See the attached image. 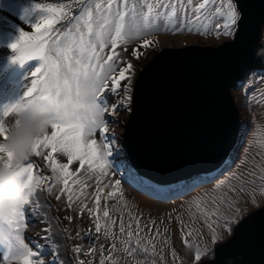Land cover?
I'll list each match as a JSON object with an SVG mask.
<instances>
[{
    "label": "snow or ice",
    "instance_id": "snow-or-ice-1",
    "mask_svg": "<svg viewBox=\"0 0 264 264\" xmlns=\"http://www.w3.org/2000/svg\"><path fill=\"white\" fill-rule=\"evenodd\" d=\"M73 6L78 9L75 14H72ZM34 7L43 14L42 18L32 25L33 32L21 31L19 39L10 48L16 53L12 63L23 66L29 61L39 60L41 65L31 73V85L22 99L0 111V140L7 139L13 123H6L5 118L14 116L26 105L38 104L40 107L52 108L57 115L50 129L37 138L33 155L25 165L29 183L34 188L30 203L8 216L0 217V248L3 249L0 264H46V255L49 253L53 257L51 264H64L59 252L61 245L51 237L47 211H40L42 207L50 208V205H41L40 198L43 195L47 201L48 197L54 196L59 200L65 190L71 191L68 178L79 175L75 168L70 167L74 162H78L82 173H93L99 169L101 175L109 176L116 171L112 167V158L114 154L121 155L122 150L117 147V137L112 132L113 127L120 124L119 117L133 112L136 104L133 90L138 86V66L134 60L140 61L142 57L155 54L160 45L157 37L162 34L200 37L215 34L217 40L223 36L232 41L221 50L236 48L244 41L250 5L243 0H68L66 4H36ZM260 9L264 12V3ZM61 21L65 23L61 24ZM57 25H60L59 31ZM259 146L264 148V143ZM57 153L65 156L67 162L59 163L55 158ZM36 157L41 158L40 162L35 160ZM6 158L10 161L11 153H6L0 147V162H5ZM44 161L48 162L51 169V178L35 171L44 166ZM234 163L225 162L214 176L197 175L179 182L175 188L179 195L185 196L198 188L204 189L188 203L189 207L196 204L206 223L211 221L208 227L212 231L213 245L223 239V233L216 232L213 224L236 236L241 226L254 218L248 216V210L241 207L230 193L248 192L251 204L257 208L260 207L255 198L257 189L264 195V168H260V183L257 184L255 180L244 181L234 172L225 176L226 171L231 172ZM121 165L127 173L130 186L137 187V190L142 188L150 196L160 192L159 185L140 176L126 161H121ZM50 179L54 182H49ZM234 179L239 183H231ZM74 183L81 181L77 178ZM112 183L107 198H115L118 193L123 198L121 181ZM246 183L252 187L246 188ZM61 184L63 187L54 191ZM104 187H110L109 183L96 189V212L89 210L91 215L96 216L97 238L102 231L99 211ZM67 199L68 207L71 208L72 195L69 194ZM202 203L213 207L201 208ZM29 207L35 214L44 217L42 222L46 235L42 239L46 245L29 243L23 235L28 226L26 211ZM83 208H87L86 203ZM221 209L224 210L223 215ZM168 215L169 220H160L159 224L149 217L152 227L147 223L141 226L142 217H134L135 229L129 223L126 233L121 220L119 231L125 236L121 241L125 245V255L136 261L144 253V264L148 260H151V264H157V256L162 261L163 245L168 243L171 236L168 225L172 214ZM257 215L264 216V211ZM103 217L111 220L110 211L105 209ZM52 219L60 224L59 217ZM112 223L115 224V221ZM62 231L66 232L64 229ZM181 231L185 236L191 235L190 231L184 233L182 222ZM103 236L105 239H116L115 233L107 225L103 226ZM161 237L163 245L158 252L155 241ZM65 238L70 239L67 236ZM184 243L188 245L187 239H184ZM112 248H116L115 243ZM72 251L78 254L81 248L77 246ZM202 255L205 257L203 264H214L206 259L211 255L206 247L203 250L197 248L195 260L201 261ZM172 256L177 257L174 249ZM79 264L85 262L80 260ZM101 264L105 262L102 260Z\"/></svg>",
    "mask_w": 264,
    "mask_h": 264
},
{
    "label": "water",
    "instance_id": "water-1",
    "mask_svg": "<svg viewBox=\"0 0 264 264\" xmlns=\"http://www.w3.org/2000/svg\"><path fill=\"white\" fill-rule=\"evenodd\" d=\"M250 5L244 41L236 48L187 46L164 49L149 61L134 89L136 104L123 143L136 170L169 186L210 173L232 155L241 113L232 90L254 69L264 27V0ZM215 249L214 264H264V216L257 213ZM203 264V262L201 263Z\"/></svg>",
    "mask_w": 264,
    "mask_h": 264
},
{
    "label": "rangeland",
    "instance_id": "rangeland-1",
    "mask_svg": "<svg viewBox=\"0 0 264 264\" xmlns=\"http://www.w3.org/2000/svg\"><path fill=\"white\" fill-rule=\"evenodd\" d=\"M44 3H46L44 5H47V4H59V3H64V2H44ZM72 9H75V7L73 6ZM22 12H23V14L21 15L22 16L21 20L23 22H26L25 10ZM38 14L39 13H37L35 21L37 18H39ZM62 22L63 21H61L60 23L62 24ZM56 27H57V30L60 29V25H57ZM9 36H10L11 40H13L14 43L18 40L17 39L18 37L16 35H14L13 32H9ZM212 37H214V40H213L214 43L213 44H207V45H213V46L219 45L221 43V40L223 39V36H221L219 38V40H217L215 38V34H213ZM13 58L10 59V66H9V68L11 69L10 72L16 76L22 75L23 73H26L27 72L26 65L21 66L19 64L17 65V63H12ZM40 65H41V61H39L38 67H40ZM257 74L258 73L253 74L252 85H250L248 87L250 92H252V93L255 92L254 96H252L251 101H250V111H251L252 116H253L254 128L251 130L250 136H249L247 143H246V146L244 148V152H242L243 154L240 156V158L238 160L239 163H238L237 167H235V169H233L231 172H229L225 176H229V175H231L232 172H234V173H236V175L238 177H242L244 181L255 180L256 183L259 184L260 181H259L258 177L260 175V168H264V148H261L259 146L260 143H264V77H259ZM3 90H5V86L3 88L0 87V110H3L4 107L6 106L4 104L5 100H10L12 98V97H7V95H4ZM246 94H247V92L245 93V95ZM239 95H240V93L238 90V91H236V95H235L236 101L239 103L241 108H244L242 105V98ZM58 157H63V155L60 153H57L55 158H58ZM39 159H41V158L39 157ZM43 164H44L43 167L45 169L49 168L48 162L44 161ZM35 171L38 173L37 170H35ZM46 171L48 172V174H50V172L48 170H46ZM88 177L90 180H93L96 177L95 172L88 173ZM107 177L110 179L116 178V172H112L111 175H109ZM73 180H75V179H73ZM95 180H96L97 186L100 185V181H101L100 178L96 177ZM98 181H99V183H98ZM231 183L235 184V183H239V181L234 179L231 181ZM72 184H76V183H74V181H73ZM58 186L59 185H57V187H56V189H54V191L59 190ZM245 187L250 189L252 187V185L246 183ZM203 191H204V189H198L195 192H193L191 195H188V196L176 201L173 204L161 206V207H154V210H152V203L149 200H147L141 196H135V201L134 202L130 201V203L133 202V204L132 205L127 204L128 209H129L128 216H129V218L133 217V218H131V222L134 220L135 223H136V220L134 219V217H140L141 216L144 218V220L146 222H148L147 224L149 225V227H152V225L149 222V217H151L152 220H156L157 222H159L161 218H162V220L163 219L169 220L168 214L171 213L172 214L171 223H170L172 226L171 236H170L168 243L166 245L162 244L163 245V252L168 251L170 258L172 260H175L176 258H178V253H177V257L174 258L172 256L173 246H176L181 251H186V248L189 247V249H187V252L184 253L181 257H179L177 259V261L174 262V264H181V262L197 263L198 261L195 260V253H196L197 248H200L201 250H203L205 247L208 250L211 248L212 231L208 227V223H211V221L209 220L208 223H206L205 220L203 219V217H201L199 211L197 210L196 204L193 203L191 205V207H189L188 202L192 200V197H194L198 194H201ZM230 195H232L234 199L238 200L239 205L241 207L244 206L246 209H249L250 207L257 208L251 204V202H250L251 198H250V194L248 192H233V193H230ZM255 198H256L257 203L259 205L264 204V195L260 194L259 189H257V191L255 193ZM64 199H66V196L63 194L60 196V199L59 200L56 199V201L60 205V211L62 208L63 213L67 214V212H65ZM212 207L213 206L211 204H208V203H202L201 204V208L210 209ZM57 209H58V207H57ZM154 212H155V214H153ZM71 214L73 215V211H71ZM221 214L222 215L224 214L223 209H221ZM177 217H179V220L177 219ZM65 221H66V223L69 224L68 219H65ZM129 222H130V220H129ZM181 222L183 223V226H184V233H187L188 231H190L191 232L190 236H185L182 234ZM128 225H129V223L125 224V229H126L125 233L129 230ZM93 227L94 228L92 229V231H86L83 234L84 237H82V238H80V234H78V232L76 230H73V236L78 238L79 245H81V243H83L82 239L85 240V244L87 245L89 239L97 237V233L95 231V224ZM212 227L215 229L216 232L223 233V239L229 235V233L222 227H219L215 224H213ZM119 228L120 227L118 226V230H119ZM78 229H80L79 225H78ZM133 229H135V226H133ZM102 232H103V226H102ZM117 235H120V237L124 236L121 233L117 234ZM184 239H187V241H188L187 246L184 243ZM34 241L35 240H31V238H29V243L33 244ZM162 241H163V237H162ZM196 245H198V246H196ZM71 246H73V245L71 244ZM191 247H193V248H191ZM87 255H88L87 253H84V259L87 257ZM163 255H164V253H163ZM99 256H101V255H99ZM51 257L49 254L46 255V264H51V261L53 259V257L52 258ZM140 261L143 262V260H140ZM162 261H163V264H170L169 262L166 261L165 255H164V259ZM86 263H88V260L86 261ZM109 264H112V262H109ZM115 264H126V262L116 260Z\"/></svg>",
    "mask_w": 264,
    "mask_h": 264
},
{
    "label": "bare ground",
    "instance_id": "bare-ground-1",
    "mask_svg": "<svg viewBox=\"0 0 264 264\" xmlns=\"http://www.w3.org/2000/svg\"><path fill=\"white\" fill-rule=\"evenodd\" d=\"M36 2L37 0H21L20 2ZM30 5L35 8L34 6L36 4L30 3ZM38 12H40L38 10ZM23 14L22 8L20 4L16 0H0V83L3 80H6V88L3 90V94L7 95V97L12 95V98L10 99L9 106L16 104L19 102L22 97L24 96V93L27 91V89L31 85V73L35 71V69L39 66V60H32L27 63L26 65V73H23L22 75H14L12 73L7 74V69L10 66V59L15 57L16 53L13 52L10 48V45L13 44V40H11L9 36V32H15L17 35L20 36L19 27L16 24V21H20L21 15ZM42 13L40 12L39 18H42ZM18 18V19H17ZM37 22H33L32 25H35ZM157 40L160 41L159 50L166 47H181L189 44H213V38L212 37H200V36H194V35H179V36H172V35H160L157 37ZM158 50V51H159ZM147 51H151V49H148ZM152 55L147 56V58L142 57L140 61H135L134 63L137 64V74L140 71V69L143 67L145 62L149 57ZM8 58H10L8 60ZM19 63H17L18 65ZM20 65V64H19ZM25 72V71H24ZM252 81V77H248L245 83L243 84L244 89L250 86ZM123 83V82H122ZM243 89V88H241ZM244 89L240 90V97L242 98V105L244 108L240 109L242 118L245 119L243 123V128H246L250 124V115L247 110V99L244 95ZM114 99V98H113ZM2 111V110H0ZM9 120H12L14 122V116L9 117ZM120 122H124L126 120L125 115H121L119 117ZM115 131V128L113 127V132ZM114 134H116L114 132ZM98 138V137H97ZM35 160L37 162H40L39 157H36ZM35 170L38 171L39 174H42L43 176L49 177L48 172L45 170L44 167H38ZM166 193L161 192L158 195L163 196ZM51 203H53L54 209L57 210V205L54 201H52V197H48ZM26 216L28 219V226L25 229V233H23L24 237L25 235L31 240H35L36 242L40 240L41 245H46V241L42 239L43 236L46 235V233L43 231L45 228V224L42 222L44 217L38 216L35 214L31 207H29L26 211ZM59 216V215H57ZM60 218V217H59Z\"/></svg>",
    "mask_w": 264,
    "mask_h": 264
},
{
    "label": "clouds",
    "instance_id": "clouds-1",
    "mask_svg": "<svg viewBox=\"0 0 264 264\" xmlns=\"http://www.w3.org/2000/svg\"><path fill=\"white\" fill-rule=\"evenodd\" d=\"M256 54L264 57V48ZM56 115L55 109L38 104L26 105L14 114L7 139L0 140V147L11 153L10 161L6 158L5 162H0V217L8 216L30 203L34 188L29 183L25 165L33 155L37 138L50 129Z\"/></svg>",
    "mask_w": 264,
    "mask_h": 264
}]
</instances>
